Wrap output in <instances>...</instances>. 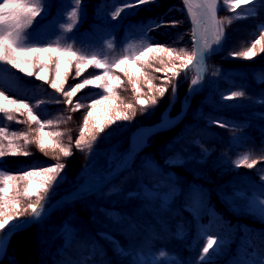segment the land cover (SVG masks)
Here are the masks:
<instances>
[{
  "label": "trees",
  "instance_id": "obj_1",
  "mask_svg": "<svg viewBox=\"0 0 264 264\" xmlns=\"http://www.w3.org/2000/svg\"><path fill=\"white\" fill-rule=\"evenodd\" d=\"M220 1L219 27L223 29L221 48L208 58L204 85L192 96L184 117L175 125L153 133L149 143L137 153L132 166L112 183L97 192L64 203L40 222L16 232L8 245L6 258L0 260V264H89L91 260H97L100 264H164L156 251L165 240H174L176 227L180 224L188 226V233L181 247L184 258L177 264H234L232 260L235 257L244 259L247 264L250 262L246 253L247 242L241 231L234 230L213 236L218 241L217 245L214 250H210L205 261H198L207 240L206 226L211 219L215 218L229 226L246 223L264 228V222L259 219L257 211L250 213L247 210L249 191L243 190L240 177L249 176L264 187V53L252 59L232 56L233 53L245 51L264 32V27H259V23L264 25V0H254V4L242 6L235 11L229 4ZM81 3L86 10L85 24L90 21L108 23L103 17L107 12L103 6L104 0H81ZM172 4L176 7L181 4V0H155L154 3L138 8L123 9L120 12L123 18L117 21L121 25V34L127 30L124 26L129 20L132 22L129 28L146 29L148 46L159 45L177 51L185 42L191 46V23L185 17L183 7L175 10ZM253 9L254 14L250 12ZM154 21L158 24L162 21L177 23L167 29L161 26L153 30L150 23ZM239 31L242 38H237L235 34H239ZM70 46L79 55L97 56L84 47ZM132 53L131 47H128L123 55L108 63L113 64L124 56L133 57ZM159 65L156 60L152 61L151 67H145L155 85L159 83L158 72L155 71ZM34 71L39 73L40 69ZM102 71L90 66L80 77H76L73 61L67 73L65 91L84 79L102 74ZM112 73L121 76L122 84L116 92L123 103L128 100L133 102L135 115L132 116L130 112L129 120H120L118 125L113 123L107 126L95 141H91V147L86 145L81 150L75 147V140L83 127L88 105L104 94L103 89L87 86L73 97V103L69 105L63 94L53 90L50 83L0 62V82L11 89L18 91L33 88L38 83L42 86L37 102L46 112L45 119L33 111L41 120L51 119L62 133L60 142L72 150L71 156L63 157L50 150L41 152L37 144L32 142L25 146V150L30 153L28 156L8 154L0 157V172L19 176L24 165L36 164L41 167L47 163H63L66 167L44 193L41 202L70 191L87 176L112 167L128 152L131 134L143 124L158 121L162 111L169 106L175 83L178 98L171 114L176 116L182 110L183 99L188 96L193 77L192 70L181 73L177 80L175 78L168 84L164 97L157 96L156 105L141 108L136 104L138 97L132 91L127 77L115 68ZM51 78L49 74V81ZM141 87L144 93L148 92L143 80ZM233 91H241L244 95L233 100L224 99ZM5 95L26 102L13 95ZM77 103L82 107L74 110ZM12 115L13 120L9 121L6 114L0 113V127L7 130L6 135L21 145L24 144L23 139L12 137L13 132H26L29 139L34 140V129L38 125L29 123L26 113ZM216 122H222L224 127L217 126ZM0 142L7 146V140ZM245 156L249 163L253 159L258 163L252 168L246 165L237 167L236 162ZM97 159L101 162L92 164ZM177 159L182 162L172 164ZM147 160L160 166L154 172L163 179L165 187H174L170 197L163 199L161 196L139 195L138 190L131 189L128 193L131 197L124 203L119 206L108 205L107 199L117 192L119 184L129 181L133 176L149 178L146 172ZM231 184L232 192L237 193L241 199L239 210L230 208V203L227 204L220 189L223 187L228 190ZM192 190L202 195L200 201L204 202L203 210L191 202L189 194ZM24 200L27 203L26 198L21 197V207L25 205ZM113 217H118L120 223H114ZM66 226H72L75 230L70 239L64 231ZM29 242L35 244V249L27 245ZM192 253L194 259L191 258Z\"/></svg>",
  "mask_w": 264,
  "mask_h": 264
},
{
  "label": "snow or ice",
  "instance_id": "obj_2",
  "mask_svg": "<svg viewBox=\"0 0 264 264\" xmlns=\"http://www.w3.org/2000/svg\"><path fill=\"white\" fill-rule=\"evenodd\" d=\"M81 0H75L78 6ZM155 0H128L125 8H138L141 5L154 3ZM185 4L189 0H184ZM209 8H213L215 0H206ZM224 3L229 4L233 11L240 9L242 6L254 4V0H224ZM43 3L42 0H2L0 2V62H4L12 67L24 72L28 76L35 75L38 80L45 83H50V87L57 93H62L66 98V103L71 105L73 97L77 95L82 89L87 86H95L103 89V93L98 99H93L88 105V111L83 119V127L80 130L79 137L75 140V147L83 149L84 146L91 147V141H95L97 135L105 131V128L116 121L129 120L131 116L135 115V105L133 103H123L116 92V89L122 84L121 77L114 75L112 69H118L124 76L127 77L128 82L132 86V91L138 97L136 104L141 108H147L150 105L157 104V96L164 97L168 91L165 83H169L172 78L179 77L180 73L187 70L193 64H197L201 73L205 71V56L211 49V44H205L198 47L191 54L181 49L176 51L173 48L152 46L145 47L137 56H124L118 59L113 64H109L105 59L98 58L93 55L91 57L79 55L72 50L71 46L61 48L59 46H24L22 44L23 31L31 25L32 22L41 15ZM123 9H117L113 18L119 15ZM253 9V14H254ZM70 17L77 16V11L74 8L69 14ZM213 25H218L220 21L216 19V13L212 12ZM177 22L170 24L161 22L160 24H152L151 29L161 26H175ZM72 25H68L70 31ZM223 35V29L218 28L214 32L215 42L219 43ZM259 53H264V32L255 39L251 46L245 51L233 53V58L242 57L244 59H252ZM158 60L163 67L155 68V71L162 73L163 81L161 85L153 84V78L145 71V67H151L152 61ZM75 61L76 77H80L81 73L94 66L96 69H101L102 74L95 75L92 79H84L83 82L75 84L70 90L65 91V82L67 80V73L71 65ZM179 61V63H176ZM63 66V71H62ZM136 66L133 71V67ZM40 69L37 73L34 69ZM49 74L52 75L49 81ZM170 74V75H169ZM264 79V77H262ZM141 80L147 85L148 92L144 93L141 87ZM198 79H192L191 84L195 86ZM175 93V86L172 88ZM190 92H194L195 88H190ZM244 95L241 91H233L230 95L224 97L227 100H233ZM146 96V98H144ZM82 105L77 103L74 110H78ZM0 113L7 115L9 121L13 120L12 113L23 115L26 113L28 122L38 125L34 129L36 135L34 140L29 139V134L26 132L12 133V137L16 139H23L24 144H17L13 139L6 135V129L0 127V141L7 140V146L0 142V157L5 155H24L28 156L30 153L25 150V146L29 143L35 142L41 152L48 150L62 154L63 157L72 155V150L69 146L63 145L60 142L61 132L45 131L46 126H51L53 121L51 119L41 120L37 114L34 113L32 106L28 103L12 99L0 91ZM217 126L224 127L222 122H216ZM59 157L57 156V159ZM167 163V161H165ZM258 161L253 159L250 163L248 157L236 162V166L240 167L246 165L248 168L254 167ZM66 167L63 163H55L50 167H41L38 170H25L19 176L8 175L0 172V232L5 229H11L9 233L18 230L21 226L16 221L29 210L32 213V220L24 221L25 223L38 222L41 218L42 205L41 201L44 199L49 187L55 182L60 173ZM21 185L23 187L21 188ZM36 197L35 203H28L27 207H21V197L31 199ZM189 198L193 204H197L202 199V195L192 190ZM260 204L264 206V201ZM264 212V207L261 208ZM114 223L119 224L118 217L112 218ZM4 239H0V252L5 248ZM218 243L213 236H208L206 244L202 247V252L198 257V261L203 262L210 255V250H214V246Z\"/></svg>",
  "mask_w": 264,
  "mask_h": 264
},
{
  "label": "rangeland",
  "instance_id": "obj_3",
  "mask_svg": "<svg viewBox=\"0 0 264 264\" xmlns=\"http://www.w3.org/2000/svg\"><path fill=\"white\" fill-rule=\"evenodd\" d=\"M126 1L128 0H115V1L108 2L106 5L107 10L109 11L108 13H115L118 9V4H123ZM198 1H199V6H206L209 9L211 14L214 9L216 13V19L218 20V12L220 10V5H221L220 0H215V4L213 5V8L208 7L206 0H202L203 2L201 0H198ZM0 2H2V0H0ZM42 3H43V7H42L41 15L37 17L32 22V24L27 26L23 31L22 44L24 46H33L36 44H42V45H52V46L63 47V46L68 45L73 40V43L76 46L85 45V47H87L88 50H96L98 58L105 59L107 62L116 58L119 54H122L125 51L126 46L128 45L127 43L128 41L133 44L132 46L133 56H137L139 52H141L145 47L148 46L149 38L147 36L145 29H139L136 31L128 30L126 36L122 37L119 33L118 26L104 27L101 24H98L95 22H91V25L93 26L95 30H91L87 26H81L82 19L84 18V15H85V10L81 2L77 6L75 4V0H62V7L61 8L56 7L57 15L54 17V19L51 22H39V24H36L37 20L42 21L43 17H50L49 16L50 1L42 0ZM186 5L187 4H185L184 0H181V4L176 5V7H175V4H172V7H175L174 8L175 10L183 7L185 11V17L190 21V17L187 13ZM74 8L77 11V16L70 17L69 14ZM199 11L200 10L198 9V12ZM250 12L252 13L253 11H250ZM158 23L159 22L154 21L151 23V25L158 24ZM70 24L72 25V28L69 31L68 25ZM167 27L168 26H164L163 29H167ZM212 27H213V35H214V32L216 31V29L220 27L219 25H215V26L213 25ZM259 27H264V25L262 23H259ZM191 28H192V36H191L192 45L190 46V44L185 42L183 43L182 46H180V50L183 49L189 54H191L196 49L192 24H191ZM206 30L207 29L205 28L203 30V36H204L203 40L205 43L210 44L212 42L208 40V33L206 32ZM240 33L241 31H239V34L235 32L237 38H240V37L242 38V34ZM104 35L107 39H102ZM88 38L92 39L91 40L92 42L86 43L84 41V39H88ZM214 44L217 45L218 47L220 46V41L219 43L215 42V36H214ZM176 63H179V61H176ZM132 67L134 71L136 66H132ZM159 67H163V66L160 64ZM188 69L182 71L181 73L188 71ZM191 70L193 73V77H192L193 79L196 76L197 72L195 70V67H193ZM177 78L178 77H176V80ZM157 79L159 81L157 86H159L161 85L163 81L162 73H158ZM174 79L175 78H172L169 83H171V81H173ZM121 81H122V78H121ZM259 81H263V80L259 79ZM169 83H165L164 86L168 87ZM37 87H38L37 90L33 91L32 93L25 94L24 93L25 91H22V92L21 91L19 92L11 91L5 85L0 83V90H4L6 93L16 95L18 97L26 98L29 102L32 103V105L35 108L39 109L40 105L37 103L38 95L35 94V92H40L41 86L38 85ZM126 103H133V102L131 100H128L125 102V104ZM169 114H170V117L172 116L174 117V115L171 114V110L169 111ZM121 121H118V122L116 121L114 124L118 125ZM45 131L61 132L60 129H58L53 124L51 126H47ZM126 156H127V153L120 160H118L117 163H121L122 161H124ZM96 162L100 163L101 160L97 159L95 161H92V164H95ZM181 162H182L181 159H177V160H174L172 164H178ZM52 165L54 164L47 163L41 167H50ZM115 165L116 164L114 163L112 166H115ZM41 167H38L36 164H31L29 166L24 165L21 168L20 175L25 170H38ZM110 168H113V167H110ZM159 169H160V166L156 162L152 160H147L146 161V172L149 178L143 179L141 176H138L137 178H131L129 181L119 184L117 192L111 198L107 199L108 205L119 206L122 203H124L129 197H131L130 194H128L131 189H134L136 191L138 190L139 195H146L150 197H160L161 196L163 198L165 197L168 198L171 195V193L174 192V187H171V188L165 187V183L163 179L159 178L160 176L158 175L157 172H154ZM106 170H109V169H106ZM88 177H91V175H89ZM240 177L243 181V184H242L243 190L247 192L249 191L248 201H247L248 212L252 213L254 211H257L259 215V219L264 222V212L261 211V208L264 206L260 204L261 201H264V187L249 176L241 175ZM220 189H221V192L223 193V197L226 199L227 204L228 202L230 203L229 205L230 208H232L233 210H239L242 205L241 199L237 195V193L232 192V184L228 187V190H225L223 187H221ZM52 199L53 198L48 197L46 201L41 202L42 209L45 206H47L51 202ZM26 201L27 203H25V200H24L25 205L22 206L23 208L27 207L28 203H35L36 197L32 196L31 199L26 198ZM203 206H204V202L200 201L199 203L196 204L195 207L200 208V210H203ZM31 214L32 213L30 211L25 217L16 221V223L26 217H29ZM201 214L202 213H200V217L202 216ZM176 230L178 231V233ZM176 230H175L176 235H175L174 240L173 241L165 240L164 244L159 245V248L156 251L157 254H159L164 264H177L179 261H181L184 258V253L182 252L181 247L185 243V235L188 233V226L185 224H180L176 227ZM232 230L241 231V234H243L242 236L247 242L246 253H247V258L250 259V262H248V264H264V228L263 227H254L246 223H238V224H233V226H229L222 221H218L217 219H212L209 225L206 227L207 232L205 234V237L221 236L225 233H230ZM64 231L68 239H70L73 237L75 230L72 226H69V227L66 226L64 228ZM27 245L29 247L34 248L35 244L33 242L30 244L29 242L27 243ZM6 251L4 252L3 259L6 258V255H5ZM191 258L194 259V253L191 254ZM232 261L234 262V264H247V262L244 259L238 258V257H235ZM90 264H98V263L92 262Z\"/></svg>",
  "mask_w": 264,
  "mask_h": 264
},
{
  "label": "bare ground",
  "instance_id": "obj_4",
  "mask_svg": "<svg viewBox=\"0 0 264 264\" xmlns=\"http://www.w3.org/2000/svg\"><path fill=\"white\" fill-rule=\"evenodd\" d=\"M202 1V0H201ZM203 2V1H202ZM198 6V7H196ZM195 7V8H194ZM199 7L201 8V10L198 12V9ZM187 13L190 17V19L194 22L195 24V27H196V33H197V37L198 39H200V47L201 46H204L206 43L204 42L203 38V30L204 28L208 30V40H210L212 43H210L212 46H211V49L212 50L214 47H215V44H214V35H213V21H212V15L209 11V9L206 7V6H199V1L198 0H189V3H187ZM202 26V32H200V27ZM204 26V27H203ZM209 50V51H210ZM194 67L196 69L199 70L198 68V65L197 64H194ZM172 102H173V98H172V101L170 102L169 106L168 107H171L173 108L174 105H175V102L174 104L172 105ZM172 105V106H171ZM183 110V109H182ZM181 110V111H182ZM181 111L176 115L179 116V114L181 113ZM187 112V110H186ZM185 112V114H186ZM184 114V115H185ZM183 115V117H184ZM182 117V118H183ZM181 118V119H182ZM180 119V120H181ZM171 120V117H170V114H169V110H166L162 116V119H161V122L162 124H167L169 121ZM179 120V121H180ZM178 121V122H179ZM150 133L151 131L147 128H140L138 129L133 137H132V144H133V147L135 149H139V147L144 144L148 137L150 136ZM121 163H118L117 165H119ZM113 169H109V171H112ZM109 173H107L106 175H97V176H91V177H87L85 178L81 183H80V188L82 190L84 189H88V188H91V187H94L96 186L98 183H100L105 176H107ZM138 177V176H137ZM135 176H133L132 178H137ZM76 189V188H75ZM74 189L70 190V191H73ZM70 191H67V192H64L62 194H65V193H68ZM60 194V195H62ZM20 229L14 231V232H11L8 234H5L1 239H4L5 237H7L6 240H4V243H5V248L2 252H0V260L3 259V256H4V252L6 251V249L8 248V245L10 244V241L12 240V237L14 236V234L16 232H18Z\"/></svg>",
  "mask_w": 264,
  "mask_h": 264
},
{
  "label": "water",
  "instance_id": "obj_5",
  "mask_svg": "<svg viewBox=\"0 0 264 264\" xmlns=\"http://www.w3.org/2000/svg\"><path fill=\"white\" fill-rule=\"evenodd\" d=\"M201 10V8H199ZM194 25V28H193V34L195 35L196 39H195V42H196V49L199 47V39L197 37V34H196V30H195V24ZM213 52V51H211ZM210 52L207 53V55L205 56V61H204V65L206 64V61H207V58L209 56ZM194 66V64L192 65ZM192 66H190L189 68H191ZM196 69V68H195ZM196 72H197V75H196V78L195 79H198V82L200 80H202V84H203V81H204V74H205V71L203 73L200 72V70L196 69ZM195 88L196 90V85L193 86L191 85L190 88ZM194 94V92H190L189 91V98L188 100L184 103V106H183V110L181 111V113L179 114V116L175 117V118H171V120L168 122V124H162L161 122V119H162V116L164 114V112L166 110H169L171 109V107H169L168 109L164 110L160 116V120L158 122H155V123H152V124H144V125H141L140 127H138L136 129V131L140 128H147L149 129L152 133L153 132H156V131H159L161 129H164V128H167L169 126H172L174 125L176 122H178L182 117L183 115L185 114L187 108H188V105L190 104L191 102V96ZM175 99H176V96L174 97L173 99V102H172V105L174 104L175 102ZM171 105V106H172ZM135 131V132H136ZM134 132V133H135ZM133 133V135H134ZM133 135L131 136V140H130V151H129V154H128V157L126 159V161L118 166V167H115L113 168L112 171H109L107 173H109L107 176L104 177V179L99 183L97 184L96 186L94 187H91V188H88V189H84L82 190L80 188V186H78L76 189H74L73 191H70L68 193H65V194H62L60 195L57 199H55L54 201H52L47 207H45L43 210H42V213H41V218L40 220H42L46 215H48L53 209H55L57 206L61 205L62 203H64L65 201H68L70 200L71 198H73L74 196L76 195H80V194H83V193H87V192H92V191H95L97 188L99 187H102L104 186L106 183H108L109 181H111L112 179H114L116 176H118L122 171H124L127 167H129V165L132 163L135 155H136V151L137 149H135L133 147V144H132V137ZM107 173H104L103 175H106ZM32 214L29 216V217H26L24 219H22L21 221L17 222L19 223L21 226L18 228V229H21L23 227H27L29 225H32L33 223H25L24 221H30L32 220ZM39 220V221H40ZM9 231H11V229H9ZM8 229L5 230L1 235H0V239L5 235V234H8Z\"/></svg>",
  "mask_w": 264,
  "mask_h": 264
}]
</instances>
